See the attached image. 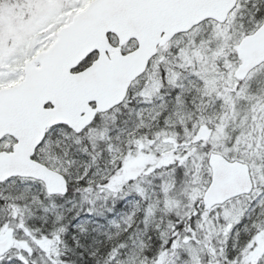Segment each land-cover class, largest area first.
<instances>
[{
	"label": "snow or ice",
	"instance_id": "snow-or-ice-1",
	"mask_svg": "<svg viewBox=\"0 0 264 264\" xmlns=\"http://www.w3.org/2000/svg\"><path fill=\"white\" fill-rule=\"evenodd\" d=\"M89 262L264 264V0H0V264Z\"/></svg>",
	"mask_w": 264,
	"mask_h": 264
},
{
	"label": "trees",
	"instance_id": "trees-1",
	"mask_svg": "<svg viewBox=\"0 0 264 264\" xmlns=\"http://www.w3.org/2000/svg\"><path fill=\"white\" fill-rule=\"evenodd\" d=\"M177 129H170L169 130V136L172 135V132H176ZM161 151H167V149L161 145ZM159 158V156H157V159ZM168 169L167 168H160L158 167L156 169V173H157V178L156 179H153L151 176H149L147 178V180L151 181V183L153 185H158V183L160 184L162 182V179H167V173ZM176 178H177V181H182L183 180V174H182V170H177V173H176ZM142 187H145L147 190H148V193L150 195V193H152V187L149 186L148 183H143L141 185ZM76 191V190H75ZM75 197L74 198V201H79L80 200V194L76 191L75 192V195L73 193V191H71L66 198H70V197ZM139 199V197L133 192V193H130L128 196L126 197H123V198H120L118 199L114 205H112L110 203L109 206L112 207V211L111 212H106L104 216H94V215H89L88 212H87V206H85L84 210L80 212V214L78 216L75 215V213H70L69 214V217L71 219V217L75 216V219H72L71 223H72V228H71V231H75V225L78 224V223H81L83 221H93V223L95 225H98V226H102V230L103 231H108L110 229V221L112 220H117L119 221L121 219V217L125 214V213H128L130 212L136 201ZM141 227H143V225H141ZM153 237H154V245H158V241L155 240V233H152ZM97 236L96 233H90V236H89V242L91 241L92 238H95ZM89 264H91V262H89Z\"/></svg>",
	"mask_w": 264,
	"mask_h": 264
},
{
	"label": "rangeland",
	"instance_id": "rangeland-1",
	"mask_svg": "<svg viewBox=\"0 0 264 264\" xmlns=\"http://www.w3.org/2000/svg\"><path fill=\"white\" fill-rule=\"evenodd\" d=\"M155 104H159L160 101H155L154 102ZM132 107L136 108V109H139L141 107H150L149 105H141V104H137V102L135 100L132 101ZM247 110H248V105L247 104H238V111H239V116L234 120V121H229V128L226 130V137L224 139V142L226 143L227 142V139L228 137H231L235 134H239V127H236V131L235 133H233L232 131V127L233 126H238L241 122V119L242 117L247 113ZM213 110H209V112L211 113ZM216 111H221L220 109V105L219 103H217L216 105ZM165 115H167V113H165ZM249 123H251V119H249ZM160 124L161 126L163 125V119H161L160 121ZM178 131V130H176ZM160 168H164V167H160ZM165 169V168H164ZM159 185V183H158ZM71 191H73L74 195H75V189H71ZM150 195H152V193H150ZM74 196L73 197H70V198H67L69 200H74ZM157 197L156 196H153V199L155 200ZM169 199H175V200H178V201H183V197H176L174 196V193H170L169 194ZM173 211L177 210V206L175 204H173ZM163 208H164V204L163 202L158 206V212H157V218L159 219L160 216H165V213L163 212ZM168 217L165 216V219H167ZM172 219H175V216H171Z\"/></svg>",
	"mask_w": 264,
	"mask_h": 264
}]
</instances>
